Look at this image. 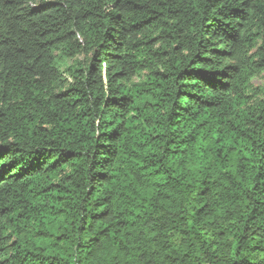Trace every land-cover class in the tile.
<instances>
[{
	"label": "trees",
	"instance_id": "16d2710c",
	"mask_svg": "<svg viewBox=\"0 0 264 264\" xmlns=\"http://www.w3.org/2000/svg\"><path fill=\"white\" fill-rule=\"evenodd\" d=\"M264 0H0V264H264Z\"/></svg>",
	"mask_w": 264,
	"mask_h": 264
},
{
	"label": "rangeland",
	"instance_id": "374dc122",
	"mask_svg": "<svg viewBox=\"0 0 264 264\" xmlns=\"http://www.w3.org/2000/svg\"><path fill=\"white\" fill-rule=\"evenodd\" d=\"M50 1H56V0H50ZM264 83V80L262 78H259L257 80H255L254 84L255 86H262Z\"/></svg>",
	"mask_w": 264,
	"mask_h": 264
}]
</instances>
